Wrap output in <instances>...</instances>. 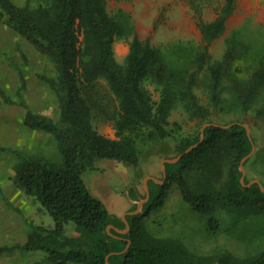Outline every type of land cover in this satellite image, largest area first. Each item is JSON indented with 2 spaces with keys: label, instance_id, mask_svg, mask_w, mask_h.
I'll return each instance as SVG.
<instances>
[{
  "label": "trees",
  "instance_id": "1",
  "mask_svg": "<svg viewBox=\"0 0 264 264\" xmlns=\"http://www.w3.org/2000/svg\"><path fill=\"white\" fill-rule=\"evenodd\" d=\"M201 1L208 0H187L198 16L201 43L175 41L162 49L138 37L128 12L121 8L109 12L106 0H41L35 4L25 0L21 5L0 0V21L53 64L54 76L40 74L39 77L55 92L59 103L57 119L32 110L20 96L25 86L20 70L17 99L0 87V102L21 106L25 111L23 124L49 133L63 156V165L57 167L42 156L12 150L18 159L14 163L15 185L39 201L54 221L53 226L47 227L24 218L28 232L20 249L41 250L51 264H173L165 242L151 237L143 225V218L152 207L163 203L173 183L197 212H209L219 203L264 216V191L257 182L246 185L249 182L246 177L243 183L240 181V161L253 147L252 136L240 122L214 123L211 110L198 101L194 92L198 73L206 72L210 102L214 110L218 109L224 77L230 73L241 47L233 32L226 38L227 48L222 57L212 59L209 45L222 34L234 9V0H222L215 17L209 21L199 16ZM117 39L128 41L122 62L114 56L113 42ZM100 79L106 81L116 101L114 109L107 114L113 121V137L100 133L92 124L93 111L106 112V107L98 103ZM146 80L158 90L157 99L144 85ZM231 80L235 100L245 112L264 86V56L246 80L237 77ZM178 102L190 116L202 124H211L203 128L201 140L200 131L175 138L174 157L180 155L179 158L164 163L162 183L147 180L149 198L137 213H126V228L121 217L91 194L82 172L94 169L99 159L137 166L138 141L174 136L169 115ZM254 114L264 116V102ZM196 171L204 179L200 188L193 187L188 178ZM151 186L155 191L152 196ZM134 209L136 204L129 211ZM69 222L73 223V234L67 232ZM208 222L216 229L214 217ZM4 249L7 248L0 247V251ZM212 261L264 264V249L242 260L225 254L200 264Z\"/></svg>",
  "mask_w": 264,
  "mask_h": 264
},
{
  "label": "rangeland",
  "instance_id": "2",
  "mask_svg": "<svg viewBox=\"0 0 264 264\" xmlns=\"http://www.w3.org/2000/svg\"><path fill=\"white\" fill-rule=\"evenodd\" d=\"M12 1L21 5L25 0ZM38 1L41 0H32V3ZM119 1L122 2L106 0L108 11L113 12L121 8V5L139 10L145 26L150 25L144 34L151 44L165 49L169 43L175 41L185 44L190 42L193 45L201 43V33L197 26L198 16L187 0ZM198 4L199 16L209 21L215 17L222 0L201 1ZM233 32H236L235 38L241 47L239 55L231 64L230 73L224 77L222 101L218 109L214 110L210 102L206 72L198 73L194 92L198 101L211 110L214 123L236 121L247 125L249 135L252 136L253 150L243 160L247 161L242 168L244 177L249 181L259 180L264 183V116L256 117L254 114L255 109L264 102V86L260 88L245 112L235 100L234 90L231 88V78L246 80L264 56V0H234V9L226 19L222 34L209 45V53L213 60L222 57L227 48L226 38ZM116 41H121L127 48L122 56L117 54L115 57L117 61L122 62L128 51V41L115 40L113 51ZM18 70L25 79L21 98L32 110L57 119L58 97L39 77L40 74L54 76L53 64L10 26L0 21V87L14 99L18 98L16 90L20 84ZM144 85L157 99L158 90L154 85L147 80L144 81ZM97 89L100 97L98 103L106 107V112L93 111L92 124L100 133L113 137V121L107 114L114 109L116 101L112 99L105 80H99ZM24 112L21 106L0 102V247L7 248L0 251V264H51L45 259L43 251H26L19 247L26 240L28 232L24 218L47 227L53 226L54 221L39 201L15 185L14 163L18 159L12 150L26 155L42 156L57 167L63 165V156L49 133L31 129L22 123ZM169 120L170 127L175 130L174 136L137 142L139 151L137 166H126L112 159H99L96 160L94 169L82 172L86 187L110 212L120 216L119 213L129 207L131 199L140 201L138 209L140 210L142 204L149 198L145 200L144 197L145 182L150 179L156 183L163 182L161 164L166 158H174L175 138L200 131L203 125L198 118L190 116L180 102L172 109ZM89 178L99 180L96 185L93 183L91 186ZM188 178L195 188H200L204 180L197 171L190 173ZM134 184L139 185L137 194ZM150 193L151 196L155 193L152 186ZM210 217L217 220L216 229L214 225H209ZM143 225L151 237L165 242L164 246L168 248L172 259L170 263L173 264H200L205 259H216L225 254L242 260L264 249L262 214L246 209H234L219 203L209 212H197L183 199L176 183L168 189L163 203L149 210L147 216L143 218ZM66 227L69 234L74 233L72 222ZM208 264L217 263L212 261Z\"/></svg>",
  "mask_w": 264,
  "mask_h": 264
},
{
  "label": "crops",
  "instance_id": "3",
  "mask_svg": "<svg viewBox=\"0 0 264 264\" xmlns=\"http://www.w3.org/2000/svg\"><path fill=\"white\" fill-rule=\"evenodd\" d=\"M115 2H122V1H117V0H113ZM121 8L123 10H125L126 12H128L131 17H132V20H133V23L135 25V29H136V33L138 35V37L140 39H146V36L144 34V31L147 30L149 28V26H145V24L143 23V19L142 17L139 15V10H136L134 9L132 6H124V5H121ZM152 26V25H151ZM123 43L121 41H116V44L114 46V54H115V57L116 55H120L122 56V54L125 52V50L127 49L126 47H124V45H122ZM122 46H123V52H122ZM23 123V122H22ZM41 131V130H39ZM44 132V131H43ZM110 137V136H109ZM149 177H153L152 175H149ZM154 178V177H153ZM98 178H89L88 179V182L91 186H93L94 184L96 185V183L98 182ZM94 183V184H93ZM95 187V186H94ZM133 187L135 188V191H136V194L138 193L137 192V189H139V185L137 184H134ZM142 188H143V184H142ZM95 190V188H94ZM130 190H131V187L128 189L127 193L129 195L130 193ZM137 198V197H136ZM131 203L129 204V207H127L125 210H123L122 212H120V216L124 215L125 213L127 212H130L129 210L133 207V205H137L136 208L139 209V200L137 199H131L130 201ZM135 210V209H134ZM139 211V210H138ZM115 214V213H114ZM119 216V217H120ZM73 234V233H72Z\"/></svg>",
  "mask_w": 264,
  "mask_h": 264
},
{
  "label": "water",
  "instance_id": "4",
  "mask_svg": "<svg viewBox=\"0 0 264 264\" xmlns=\"http://www.w3.org/2000/svg\"><path fill=\"white\" fill-rule=\"evenodd\" d=\"M208 124H211V123H204V124L202 125V127H201V129H200V140L203 138V132H202V131H203V128H204L206 125H208ZM223 126H227V125H223ZM243 126L246 128V132H247V134L249 135V131H248V127H247V125L243 124ZM249 136H250V135H249ZM200 140H199V141H200ZM197 144H198V142L195 143V144L190 145L188 148L185 149V152L189 151L191 148L195 147ZM252 150H253V147H252L250 153L252 152ZM250 153L247 154L246 156H244V157L241 159V161H240L239 168H240V170H241V172H242L241 177H240V181H241V183H243V179H244V171H243V169H242V168H243L242 163H243V160H244L245 158H247V157L250 155ZM179 156H180V155H178V156H176V157H174V158H166V159H164V160L162 161L161 168H162V171H163V180H164V178H165V176H164V173H165L164 163H165V162H175V161L179 158ZM253 182H257V183L259 184L261 190L264 191V187H263L262 183H261L259 180L249 181L246 185H249V184H251V183H253ZM160 183H162V182H160ZM145 186H146V196H145V200H146V199L148 198L147 181L145 182ZM137 212H138V208H136V209L133 210V211L127 212V213H137ZM125 215H126V213H125L124 215L121 216V219L125 222V224H126V228H128L127 221H126V219H125ZM109 228H111V225H109V226L107 227L108 232H109ZM116 230L119 231V232H125V231H126V229H123V230L116 229ZM109 234H110V232H109ZM107 263H108V262H107Z\"/></svg>",
  "mask_w": 264,
  "mask_h": 264
}]
</instances>
